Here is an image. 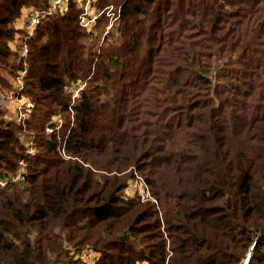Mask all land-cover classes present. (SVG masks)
<instances>
[{
    "label": "trees",
    "instance_id": "16d2710c",
    "mask_svg": "<svg viewBox=\"0 0 264 264\" xmlns=\"http://www.w3.org/2000/svg\"><path fill=\"white\" fill-rule=\"evenodd\" d=\"M53 1L0 0V97L26 62L34 104L0 107V180L26 169L0 185V264H264V0H96L94 30L68 0L25 38ZM135 172L157 203L124 197Z\"/></svg>",
    "mask_w": 264,
    "mask_h": 264
},
{
    "label": "built area",
    "instance_id": "2783aa9c",
    "mask_svg": "<svg viewBox=\"0 0 264 264\" xmlns=\"http://www.w3.org/2000/svg\"><path fill=\"white\" fill-rule=\"evenodd\" d=\"M96 0H78L79 2V7L84 9V12L81 15V23L84 27H86L88 30H94L95 25L97 23V19L101 12H98L94 6V2ZM57 10H60L62 13L66 12L68 10V0H54L53 5L49 8L47 12H44L38 8L35 7H30L27 9L26 14L24 18L20 22V27L21 29L24 30L25 32V38H30L31 36L34 35V32L41 22V20L47 15V14H53ZM113 14V13H112ZM112 26V22L108 25V29H110ZM23 36V37H24ZM21 37L18 38L17 41L14 43V49L18 52L19 54V59L21 60L22 58H26L29 53V47L27 44L24 42H21ZM27 74V65L25 62V66L22 70H18V76H17V81H18V87H17V92L21 94V96L18 98L20 100V104L18 106V111L20 110L21 113L19 116L14 118L12 115H9L8 113H5V118L9 120H17L18 122L24 123L25 119L28 118L30 111L33 109L34 104L33 102L29 101L25 96H24V76ZM86 83L84 81L79 80L77 83H73L69 87V93L72 96V100H76L79 96L81 91L85 88ZM5 95H1L0 98V107H5ZM7 107V106H6ZM23 109H25L23 111ZM55 121L52 122V126H48V130L52 131L54 125L57 123H62L63 119L60 115H57L54 117ZM59 127V124H58ZM32 141L27 142V146H31ZM29 152L35 153V149L30 147ZM22 166L23 162H22ZM26 179V169L23 167L19 172H17L13 178H5L0 180V185L5 187L7 186L11 181H25ZM134 196H139L142 201H154L157 202V200L153 197L151 190L146 183L145 179L142 177H139V180L136 181L135 185L129 186L125 190V198L129 197H134ZM80 258L81 261L87 262L89 264H93L99 257V254L95 252H82L78 254L77 256ZM250 255H248L243 264H247L249 262Z\"/></svg>",
    "mask_w": 264,
    "mask_h": 264
},
{
    "label": "rangeland",
    "instance_id": "374dc122",
    "mask_svg": "<svg viewBox=\"0 0 264 264\" xmlns=\"http://www.w3.org/2000/svg\"><path fill=\"white\" fill-rule=\"evenodd\" d=\"M12 79V78H11ZM14 80V79H13ZM14 82V88L11 90V91H9V92H7V93H4L5 94V96H4V98L6 99L5 100V102L4 103H6L5 104V107L4 108H6L7 109V111H6V113H8L9 115H12L14 118H16L17 116H19L20 115V113H21V111L19 110L18 111V106H19V104H20V100L18 99L20 96H21V94H19L18 92H17V87H18V81L17 80H14L13 81ZM24 96H25V94H24ZM26 97V96H25ZM1 98V97H0ZM27 98V97H26ZM29 101H31L29 98H27ZM32 102V101H31ZM7 106V107H6ZM25 109H23V111H24ZM33 110V109H32ZM30 111V114H29V116H28V118L30 117V115H31V113L33 112V111ZM62 117V119H63V122L62 123H57V124H59V127L61 126V125H63V124H65V120H64V118H63V116H61ZM27 118V119H28ZM54 119V120H53ZM52 119V122H54L55 121V118H53ZM9 120V119H8ZM51 122V123H52ZM58 127V128H59ZM32 147V146H31ZM24 165V164H23ZM23 167H25V166H23ZM136 173V175H135V177L134 178H132V179H130L129 180V183H128V185L126 186V188L124 189V193H123V195H125V190L129 187V186H131V185H135L136 184V181L137 180H139V177H143L144 178V176H142L141 174H139L138 172H135ZM157 203V202H156Z\"/></svg>",
    "mask_w": 264,
    "mask_h": 264
},
{
    "label": "water",
    "instance_id": "95a60500",
    "mask_svg": "<svg viewBox=\"0 0 264 264\" xmlns=\"http://www.w3.org/2000/svg\"><path fill=\"white\" fill-rule=\"evenodd\" d=\"M52 125H53V123H50V124H49V126H52Z\"/></svg>",
    "mask_w": 264,
    "mask_h": 264
}]
</instances>
